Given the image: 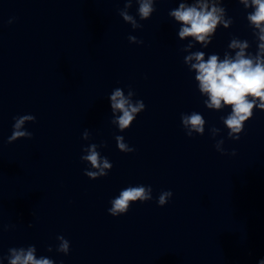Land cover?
<instances>
[{"label":"water","instance_id":"water-1","mask_svg":"<svg viewBox=\"0 0 264 264\" xmlns=\"http://www.w3.org/2000/svg\"><path fill=\"white\" fill-rule=\"evenodd\" d=\"M127 2L0 0V255L33 244L56 264H256L264 257V111L254 109L232 139L223 124L229 110L204 106L183 63L199 45L184 51L190 38L179 40L168 17L180 0H158L145 21L136 0L125 9ZM223 3L233 22L205 51L231 53L234 35L254 54L250 9ZM120 11L143 27L133 28ZM129 35L144 43H129ZM129 86L146 109L120 133L106 97L115 87L127 95ZM193 110L206 124L189 138L180 114ZM25 113L36 117L24 126L32 138L7 143L13 116ZM115 135L135 151L120 152ZM219 141L229 154L215 150ZM91 142H104L101 154L113 164L96 180L80 160ZM129 184L151 185L153 200L112 217L109 200ZM162 190L173 196L159 207ZM58 235L70 241L67 256L55 251Z\"/></svg>","mask_w":264,"mask_h":264},{"label":"clouds","instance_id":"clouds-1","mask_svg":"<svg viewBox=\"0 0 264 264\" xmlns=\"http://www.w3.org/2000/svg\"><path fill=\"white\" fill-rule=\"evenodd\" d=\"M158 0H136L138 5L136 15L141 21L151 18L156 11ZM132 3L128 0L125 4L127 9ZM238 3L246 12L245 18L252 29V34L258 40L256 51L253 54L249 49L247 39L231 36L226 46L233 50L220 53H207L209 47L219 28L228 29L233 20L227 15V9L223 0H180L176 7L168 11V17L172 18L178 25L177 37L179 40L187 38L184 51H188L199 45V49L191 51L184 56L183 63L190 72L194 73V82L204 106L208 110H225L228 114L223 118V124L229 130L228 135L238 141L244 131L245 124L254 115V109L264 111V0H238ZM124 21L130 22L133 28L140 27L134 16L127 11L118 13ZM16 18L10 17L7 21L12 24ZM129 43L141 45L143 40L136 36H128ZM207 56V58H205ZM135 91L127 87V95L124 88L115 87L107 95L112 118L110 123L117 127L118 132L123 133L134 123L137 116L145 111L146 105L142 99L134 97ZM11 135L7 137V143H13L18 139H31L33 133L25 130L26 123H35L36 117L31 113L13 116ZM180 121L185 135L193 137V133L203 134L206 120L201 112L191 111L181 113ZM215 131V128H212ZM90 132L85 129L82 139L88 141ZM116 147L122 153H133L135 148L130 146L123 135L114 136ZM223 141L215 144L214 148L221 151L220 145ZM106 147L104 142L100 144L91 142L82 147L80 160L84 163V175L89 179L96 180L108 176L113 168L112 162L107 156L101 154V149ZM86 153V154H85ZM230 155H236L235 149ZM153 189L151 185L129 184L119 190L118 195L109 200L110 207L107 213L112 217L127 214L133 204H143L153 200ZM171 190H162L156 198L159 207L165 206L172 198ZM31 227V224H29ZM10 225L4 226L8 231ZM59 240L55 251L67 256L70 253V241L63 235H58ZM48 252H52V246H48ZM56 264V261L45 255H37V248L33 244L27 246L10 247L4 255H0V264ZM61 264L63 262L61 261ZM256 264H264V257L257 260Z\"/></svg>","mask_w":264,"mask_h":264}]
</instances>
